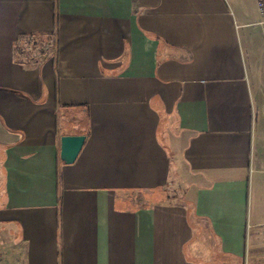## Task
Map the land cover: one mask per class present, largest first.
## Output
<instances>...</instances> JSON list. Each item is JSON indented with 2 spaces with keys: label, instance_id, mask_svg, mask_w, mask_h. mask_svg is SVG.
<instances>
[{
  "label": "crops",
  "instance_id": "obj_1",
  "mask_svg": "<svg viewBox=\"0 0 264 264\" xmlns=\"http://www.w3.org/2000/svg\"><path fill=\"white\" fill-rule=\"evenodd\" d=\"M260 20L257 0H0V264H264ZM65 135L86 136L71 164Z\"/></svg>",
  "mask_w": 264,
  "mask_h": 264
},
{
  "label": "trees",
  "instance_id": "obj_2",
  "mask_svg": "<svg viewBox=\"0 0 264 264\" xmlns=\"http://www.w3.org/2000/svg\"><path fill=\"white\" fill-rule=\"evenodd\" d=\"M37 37H23L16 47L17 60L21 63H35L45 53V44H38Z\"/></svg>",
  "mask_w": 264,
  "mask_h": 264
},
{
  "label": "water",
  "instance_id": "obj_3",
  "mask_svg": "<svg viewBox=\"0 0 264 264\" xmlns=\"http://www.w3.org/2000/svg\"><path fill=\"white\" fill-rule=\"evenodd\" d=\"M85 139V135H65L62 137L60 157L65 164H71L76 160Z\"/></svg>",
  "mask_w": 264,
  "mask_h": 264
},
{
  "label": "built area",
  "instance_id": "obj_4",
  "mask_svg": "<svg viewBox=\"0 0 264 264\" xmlns=\"http://www.w3.org/2000/svg\"><path fill=\"white\" fill-rule=\"evenodd\" d=\"M257 2H258L259 12L261 15L260 24L263 28V34H264V0H257Z\"/></svg>",
  "mask_w": 264,
  "mask_h": 264
},
{
  "label": "rangeland",
  "instance_id": "obj_5",
  "mask_svg": "<svg viewBox=\"0 0 264 264\" xmlns=\"http://www.w3.org/2000/svg\"><path fill=\"white\" fill-rule=\"evenodd\" d=\"M44 41H45V39H43V38H38L37 39V43L38 44H42V43H44Z\"/></svg>",
  "mask_w": 264,
  "mask_h": 264
}]
</instances>
